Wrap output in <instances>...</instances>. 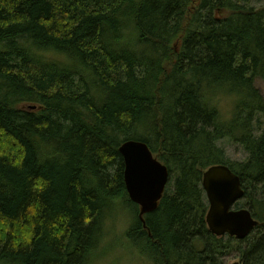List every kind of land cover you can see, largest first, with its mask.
I'll use <instances>...</instances> for the list:
<instances>
[{
  "label": "trees",
  "instance_id": "trees-1",
  "mask_svg": "<svg viewBox=\"0 0 264 264\" xmlns=\"http://www.w3.org/2000/svg\"><path fill=\"white\" fill-rule=\"evenodd\" d=\"M257 1L0 0V264H91L119 206L150 264H224L234 248L264 264ZM128 141L147 144L171 176L144 216L125 185ZM225 141L247 158L229 159ZM218 164L241 179L236 209L260 222L241 243L207 226L203 174Z\"/></svg>",
  "mask_w": 264,
  "mask_h": 264
},
{
  "label": "water",
  "instance_id": "water-1",
  "mask_svg": "<svg viewBox=\"0 0 264 264\" xmlns=\"http://www.w3.org/2000/svg\"><path fill=\"white\" fill-rule=\"evenodd\" d=\"M120 153L125 162V185L130 200L139 206L141 216L154 212L171 181L168 168L140 141L125 142ZM202 188L209 205L206 222L213 235H229L242 241L254 232L259 222L252 212L235 209L245 191L240 177L228 166L209 167L203 174Z\"/></svg>",
  "mask_w": 264,
  "mask_h": 264
},
{
  "label": "rangeland",
  "instance_id": "rangeland-1",
  "mask_svg": "<svg viewBox=\"0 0 264 264\" xmlns=\"http://www.w3.org/2000/svg\"><path fill=\"white\" fill-rule=\"evenodd\" d=\"M250 5L259 8L262 3H259L257 0H250ZM215 17L222 18L223 16L216 12ZM255 86L264 98V80L257 79ZM231 103L232 101L228 97H224L221 101L220 109L225 119L230 118L231 111H229V108ZM33 106L38 108L37 105L24 104L22 105V109L31 110ZM221 146L227 157L233 161H243L247 158V153L240 145L225 141L221 143ZM130 213L128 207L119 206L117 218L108 222L107 231H110V233L106 235L98 251L94 253L91 264H150L149 258L141 256L139 250L133 249L128 243L125 233L129 226L128 214ZM247 242L249 243V241ZM246 248L247 246L243 247L242 250ZM242 261H244L242 253L234 248L224 258L223 263L234 264V262Z\"/></svg>",
  "mask_w": 264,
  "mask_h": 264
},
{
  "label": "flooded vegetation",
  "instance_id": "flooded-vegetation-1",
  "mask_svg": "<svg viewBox=\"0 0 264 264\" xmlns=\"http://www.w3.org/2000/svg\"><path fill=\"white\" fill-rule=\"evenodd\" d=\"M208 210H209V209H208ZM258 229H259V226H258ZM252 235H253V234H252ZM252 235H250L248 238H250ZM224 238L227 239V238H229V237L226 236V237H224ZM231 238H232V237H231ZM248 238H247V239H248ZM232 239L235 240L234 242H236V243H239V242L241 243V240H238V239H236V238H232ZM237 263H239V264H244V261H242V262H237Z\"/></svg>",
  "mask_w": 264,
  "mask_h": 264
}]
</instances>
